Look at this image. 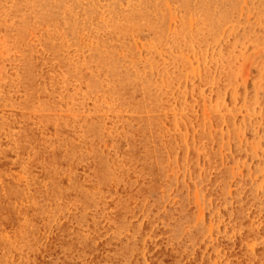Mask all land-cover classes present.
<instances>
[{
    "label": "rangeland",
    "instance_id": "374dc122",
    "mask_svg": "<svg viewBox=\"0 0 264 264\" xmlns=\"http://www.w3.org/2000/svg\"><path fill=\"white\" fill-rule=\"evenodd\" d=\"M11 1L0 0V166H8L0 186L40 187L45 176L27 172L36 170L28 160L31 139L40 152L66 150L56 141L61 130L68 137H89L104 151L114 141L125 164L129 155L145 158L140 132L147 130L162 142L168 163L157 178L139 177V188L156 191L158 180L168 181L167 195H157L170 206L182 200L187 214L182 231L201 224L207 234L197 244L219 251L215 264H227L223 252L232 264H247L240 252L264 264L259 230L264 223L248 233L249 220L237 222L229 214L244 198L254 212L253 189L264 198V188L247 187V182L264 181V172L254 174L244 166L250 152L252 159L264 161V0H14V13ZM74 51L86 66L73 70L69 56ZM26 120L30 138L23 134ZM88 122L95 135L86 132ZM115 127L118 134L110 137L107 130ZM71 163H83V174L93 167L86 157ZM55 176L58 185L70 184L69 172ZM108 190L117 191L118 181ZM255 212L260 219L264 207ZM156 227L154 242L141 253L147 263L150 253L161 251V221ZM108 230L102 218L95 230L99 246L121 241L107 242ZM234 235L241 238L224 239ZM11 237L5 230L0 238Z\"/></svg>",
    "mask_w": 264,
    "mask_h": 264
},
{
    "label": "bare ground",
    "instance_id": "6f19581e",
    "mask_svg": "<svg viewBox=\"0 0 264 264\" xmlns=\"http://www.w3.org/2000/svg\"><path fill=\"white\" fill-rule=\"evenodd\" d=\"M11 2V11L14 13L17 7L14 5V0ZM205 39L202 36V40ZM60 45L52 46L53 51L60 50ZM75 54L74 51L69 56L73 70L86 66L85 60L82 61L80 56ZM23 73L27 75V66H23ZM25 123L28 125L23 134L30 138L34 136L31 135V122L26 120ZM40 123L43 128H47L45 123ZM95 126L100 129L101 123L96 121ZM85 129L87 133L96 134L90 122L85 124ZM107 133L110 137H116L118 131L115 127L107 130ZM140 135L146 148L145 158L142 161L136 155H129L125 164L117 157L118 147L114 141L111 142L110 148L104 151L93 146L89 142V137L80 135L68 137V134L61 130L57 132L56 141L63 143L58 146L59 149H63L66 145V150L63 149L64 152H61L52 148L47 152H40L39 148H35V140H29L28 144L32 143L33 146L28 160L32 161L36 170L27 172L30 175L45 177L39 180L40 187H22L14 182L0 186V237L5 230L12 232L10 239L3 241L0 238V264H215L219 251H210L201 244H197V240L203 239L207 234L204 233L202 225H188L189 228L187 227L185 231V227L183 229L185 232L182 231V225L187 220L182 200L170 206L157 195L161 191L168 193L167 189L163 190L168 181L158 180L156 191L147 187L139 188V177L157 178V175L165 170L164 162L166 161L163 158L162 142L155 137L152 139L147 130L141 131ZM234 148L237 155L241 154L240 148ZM128 150L134 152L135 148ZM250 153L245 155L244 166L248 169L250 167L252 172H264V161L252 159ZM83 157L93 162V167L85 174H83V163L79 165L71 163L72 158ZM232 166L235 167V165ZM6 168H8L6 164L0 166V179L7 180L3 177ZM63 172H69L71 179L70 184L65 187L56 183L55 176ZM262 178L264 180V177ZM47 179H50V182L44 186L43 183ZM114 180L118 181V190L112 192L108 190V184ZM251 182H247L249 189L253 184L258 185L256 188H264V181L260 178L256 180V183ZM253 191L255 199L250 203L255 209L253 213L247 203L242 201H246L245 198L237 207L229 210V214L235 215L237 222L249 220L250 225L246 229V232L250 230L248 233L259 227L258 223H264V215L260 219L255 217V211H260L264 207V198L259 196V191L256 192L255 189ZM102 218L109 224V230L105 234L107 242L111 239H121L116 245L108 242L104 250H102L104 248L102 244L99 246L96 241L98 232L95 231ZM199 218L201 220L200 216ZM138 219L141 220L138 221ZM158 221L162 223L163 239L157 243L161 251L150 253L149 263H147L143 261L141 253L145 249V244L154 242L152 235L157 230L156 222ZM232 225L235 230L242 232L239 224L232 223ZM259 230L264 233L263 226ZM50 231L53 233L51 236ZM208 238L212 239L211 236ZM240 238L234 235L233 238L226 236L224 239L232 243L234 239ZM214 245L215 240L212 239L209 247ZM223 255L228 261L227 264L234 263L224 252ZM239 255L247 264H256V261H249L245 253L240 252Z\"/></svg>",
    "mask_w": 264,
    "mask_h": 264
}]
</instances>
